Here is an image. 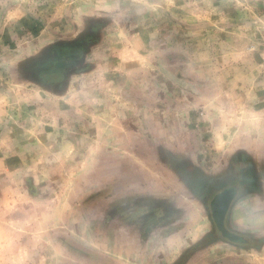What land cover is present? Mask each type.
Here are the masks:
<instances>
[{
  "label": "rangeland",
  "instance_id": "374dc122",
  "mask_svg": "<svg viewBox=\"0 0 264 264\" xmlns=\"http://www.w3.org/2000/svg\"><path fill=\"white\" fill-rule=\"evenodd\" d=\"M134 1L127 25L136 36L106 38L103 51L77 36L86 24L81 1L0 0V264H82L64 256L94 252L87 206L74 203L77 229L67 220L78 177L112 158L146 164L154 154L146 129L163 116L178 125L175 157L209 174L251 148L264 154V0ZM60 43L69 46L53 55L51 66H62L48 78L66 85L19 84L10 64L39 61ZM137 105L148 111L134 124L110 118ZM245 249L246 262L264 264L263 244Z\"/></svg>",
  "mask_w": 264,
  "mask_h": 264
},
{
  "label": "crops",
  "instance_id": "0c3cea01",
  "mask_svg": "<svg viewBox=\"0 0 264 264\" xmlns=\"http://www.w3.org/2000/svg\"><path fill=\"white\" fill-rule=\"evenodd\" d=\"M74 1H81L80 15L86 23L82 34L77 36L90 42L87 45L97 44L103 51H107L111 46L106 44V38L136 36V30L127 25L136 19L135 14L129 11L134 8L136 1ZM113 22H117L116 26H113ZM73 42L67 41L70 44ZM63 46L67 49L69 44L60 43L54 50L49 49L48 56H43L39 61L32 57H22L11 63L9 67L12 72L15 69L18 72L15 79L19 84L39 87L41 83L55 85L56 89L66 85L64 78H48L49 75L58 76L62 64H54L52 67V57L55 52L62 54ZM141 47L139 45L140 52L144 50ZM51 51L54 54L51 55ZM124 69L134 75L139 71L138 67L129 64ZM146 112L137 105L131 110L119 109L110 118L119 115L132 119L134 124ZM173 116H163L154 125L151 122L150 128L146 129L152 134L148 142L154 153L146 164L142 159L121 161L112 158L103 163L97 161L90 164L92 168L78 177V188L71 197V217L69 219L66 214L67 220L74 223L77 229L82 220L77 217L74 206H87L91 212L88 218L93 219L88 220L90 223L87 228L94 237L89 246L94 252L81 255L69 251L68 255L64 254L65 257H71L72 261L82 264H249L246 262L250 258L245 254L248 250L245 246H264V154L256 156L254 148H251L252 152L248 150L241 153L253 169V186L241 192L227 210L226 225L230 236L231 233L235 234V240L223 239L216 226L214 209L208 202L214 192L208 190L217 191L219 189L215 187L221 188L227 184L224 178L230 174L231 161L224 163L212 175L199 164L195 163L196 166L192 167L191 158H176L174 148L180 141L176 143L177 139L173 135L178 130ZM127 126L121 124L123 128ZM112 127H108L110 132L114 130ZM118 129L121 131L120 127ZM106 161L109 162L106 164ZM153 161L162 168L156 174L147 173L149 169L144 167ZM207 217L214 224V237L213 230L206 229ZM221 245L230 247H226L230 250V257L222 256L219 249Z\"/></svg>",
  "mask_w": 264,
  "mask_h": 264
},
{
  "label": "flooded vegetation",
  "instance_id": "af4514ba",
  "mask_svg": "<svg viewBox=\"0 0 264 264\" xmlns=\"http://www.w3.org/2000/svg\"><path fill=\"white\" fill-rule=\"evenodd\" d=\"M98 29H100V27ZM79 40H74V42L79 41ZM81 43L84 46H87L86 43H90V42H87L83 38ZM56 54H58V52H55V55ZM229 171H230V174L227 176V178H224V179H227V181H228L226 185L221 186V188H219V186L215 187L216 189H219L217 191L208 190V192L209 191L214 192L208 201V202H210V205L212 207H213V203L215 202L216 198L218 196H220L222 194L224 195L226 193L228 195H230L229 207H231L233 205V203L236 201V199L238 198V195L241 194V192H243L244 190H247L252 185L253 169L249 166L248 160L242 154L238 153L231 160ZM216 226H217L219 234L223 235L222 236L223 239H226V240L230 239L229 238L230 237V231L228 230V227L226 225V219H224V225L223 226H220L219 223H217ZM231 235H235V234L231 233ZM234 238L232 240H235ZM238 240H240V239H238Z\"/></svg>",
  "mask_w": 264,
  "mask_h": 264
},
{
  "label": "water",
  "instance_id": "95a60500",
  "mask_svg": "<svg viewBox=\"0 0 264 264\" xmlns=\"http://www.w3.org/2000/svg\"><path fill=\"white\" fill-rule=\"evenodd\" d=\"M230 195L222 194L218 196L213 203V209H214V217L217 223L220 224V226L224 225V219L227 213V210L229 208V202H230ZM222 228V227H221ZM225 229V228H224ZM223 230V229H222ZM234 238V235H231ZM229 237L230 239H233L232 237Z\"/></svg>",
  "mask_w": 264,
  "mask_h": 264
}]
</instances>
